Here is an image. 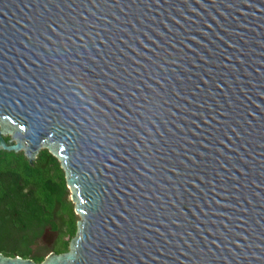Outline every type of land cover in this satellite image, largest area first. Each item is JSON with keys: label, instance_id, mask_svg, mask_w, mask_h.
<instances>
[{"label": "water", "instance_id": "95a60500", "mask_svg": "<svg viewBox=\"0 0 264 264\" xmlns=\"http://www.w3.org/2000/svg\"><path fill=\"white\" fill-rule=\"evenodd\" d=\"M41 149L76 232L0 264H264V0H0V150Z\"/></svg>", "mask_w": 264, "mask_h": 264}, {"label": "trees", "instance_id": "16d2710c", "mask_svg": "<svg viewBox=\"0 0 264 264\" xmlns=\"http://www.w3.org/2000/svg\"><path fill=\"white\" fill-rule=\"evenodd\" d=\"M63 173L47 149L32 164L22 152L0 150V253L39 263L68 250L79 217Z\"/></svg>", "mask_w": 264, "mask_h": 264}, {"label": "rangeland", "instance_id": "374dc122", "mask_svg": "<svg viewBox=\"0 0 264 264\" xmlns=\"http://www.w3.org/2000/svg\"><path fill=\"white\" fill-rule=\"evenodd\" d=\"M77 215V214H76ZM45 237H44V239H43V241L44 242H46V241H50V239H51V236H50V234L49 233H47L46 235H44Z\"/></svg>", "mask_w": 264, "mask_h": 264}]
</instances>
